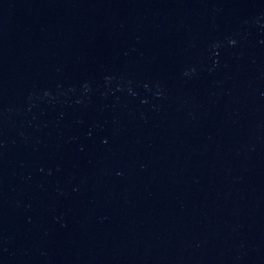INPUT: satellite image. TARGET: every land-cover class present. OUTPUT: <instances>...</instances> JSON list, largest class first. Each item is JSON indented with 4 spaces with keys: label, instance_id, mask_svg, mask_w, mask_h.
<instances>
[{
    "label": "water",
    "instance_id": "obj_1",
    "mask_svg": "<svg viewBox=\"0 0 264 264\" xmlns=\"http://www.w3.org/2000/svg\"><path fill=\"white\" fill-rule=\"evenodd\" d=\"M0 264H264V0H0Z\"/></svg>",
    "mask_w": 264,
    "mask_h": 264
}]
</instances>
